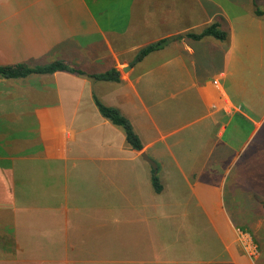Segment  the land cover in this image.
I'll use <instances>...</instances> for the list:
<instances>
[{"label":"crops","instance_id":"crops-1","mask_svg":"<svg viewBox=\"0 0 264 264\" xmlns=\"http://www.w3.org/2000/svg\"><path fill=\"white\" fill-rule=\"evenodd\" d=\"M255 8L253 0H0V64L63 59L88 73L116 68L121 79L1 78L19 85L0 89L17 95L0 100V264H259L264 255L242 245L241 211L228 207L225 161L263 123L264 113L250 114L260 103L226 88L230 80L245 96L241 80L262 61L264 15ZM214 21L227 41L187 35ZM94 93L131 120L142 150L100 113ZM142 152L157 163L160 192ZM202 222L222 244L206 258Z\"/></svg>","mask_w":264,"mask_h":264},{"label":"rangeland","instance_id":"rangeland-1","mask_svg":"<svg viewBox=\"0 0 264 264\" xmlns=\"http://www.w3.org/2000/svg\"><path fill=\"white\" fill-rule=\"evenodd\" d=\"M148 60V58H147ZM145 62H153L154 59H150ZM147 64V63H146ZM251 69L246 70L248 77L241 80L242 84L245 86V96L236 94L234 85L228 80L226 83L227 91L232 97L239 99L240 101H245L244 103L256 104L260 103L259 107H264V54L261 62L252 63ZM0 77V89L2 87L17 88L18 81H4ZM11 85V86H8ZM17 95H9V98H3L0 95V100L6 102L8 99H14ZM2 98V99H1ZM264 113V109L260 111L250 112L253 118L259 119ZM260 119L263 120L261 127L259 128L256 135L251 138L247 144H237L238 152H229V156H226V165L230 166L228 180L226 182V200L228 207L231 212L236 213L240 210L242 219L245 221L238 223L240 229L242 230V245L248 254L253 258L260 257L264 255V116ZM253 128L252 122H245L242 127L244 135L248 134L249 130ZM233 129L231 126L228 133ZM229 150V149H227ZM223 161V162H225ZM217 176L216 178H218ZM248 187H254L256 192L254 195L247 190ZM251 195V196H249ZM261 197V198H260ZM235 199L240 207L234 206ZM237 217V216H236ZM170 224L178 225V221L173 223H163L159 224L157 231L164 230L170 226ZM209 226V225H208ZM202 236H203V253L204 258L209 257L207 254L211 249H215L218 252H222V244L219 237L214 233L211 226L207 227L206 222H202ZM174 227L173 232L178 231ZM155 244L156 240H155ZM207 244H211V247H207ZM133 249V248H132ZM133 252L131 257H133ZM222 257V256H220ZM259 264H264V257L259 260Z\"/></svg>","mask_w":264,"mask_h":264},{"label":"trees","instance_id":"trees-1","mask_svg":"<svg viewBox=\"0 0 264 264\" xmlns=\"http://www.w3.org/2000/svg\"><path fill=\"white\" fill-rule=\"evenodd\" d=\"M260 0H253L255 13L257 15H264V9L258 6ZM189 37L199 40L206 36H212L220 41L228 40V32L221 27V22L214 21L208 25L205 29L198 33H188ZM170 38H163L157 42L151 43L139 51V57L143 58L152 51L161 49L169 42ZM57 71H65L72 74H78L80 76H87L95 80L115 81L120 82V71L116 68H112L107 72L101 73H88L82 68L75 66L63 59H57L47 63L31 64L28 62H17L9 64H0V76L7 79L12 78H25L32 74H52ZM94 100L100 113L113 124L122 127L126 136V142L136 150L143 149V142L138 133L135 131L131 120L121 111L117 106L106 104L95 93ZM151 183L155 191L160 192L163 189L160 177L158 173L152 168ZM261 198V197H260Z\"/></svg>","mask_w":264,"mask_h":264},{"label":"water","instance_id":"water-1","mask_svg":"<svg viewBox=\"0 0 264 264\" xmlns=\"http://www.w3.org/2000/svg\"><path fill=\"white\" fill-rule=\"evenodd\" d=\"M139 59H140V58L137 57V58H136V61L139 60ZM132 64H133V63H129V64L125 65V66L123 67V70H124V71H128V70L132 67ZM142 156L144 157V159H145L146 161H148V162L153 166V168H154L155 171L157 172V163L155 162V160L152 159V158H151L146 152H142Z\"/></svg>","mask_w":264,"mask_h":264}]
</instances>
